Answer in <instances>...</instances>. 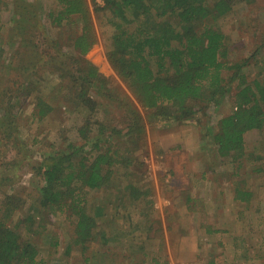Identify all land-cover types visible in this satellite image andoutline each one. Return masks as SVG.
Wrapping results in <instances>:
<instances>
[{
	"label": "rangeland",
	"instance_id": "obj_1",
	"mask_svg": "<svg viewBox=\"0 0 264 264\" xmlns=\"http://www.w3.org/2000/svg\"><path fill=\"white\" fill-rule=\"evenodd\" d=\"M25 1L44 14V21L33 25L29 15L25 27L12 21L16 11L24 12L20 4ZM94 1L89 0L99 37L96 52L105 58L115 30L105 1ZM57 4V0H0V108H9L14 121L5 122L0 109V144L9 135V140L13 137L21 143L23 154H16L14 147L1 153L0 160L3 156L15 159L0 168V202L4 192L23 198L13 220H23L25 236L32 225L28 220L32 208H41L33 226L38 231L33 240L40 247V264H156L158 258L169 264H264V128L246 134L244 151L236 159L222 157L213 136L220 119L235 107L237 84L226 98L220 96L219 103H200L187 118L174 113L156 116L144 110L127 85L102 63L100 72L107 85L98 89L88 84L92 85L88 93L97 95L107 112L100 108L91 116L88 107L71 100L72 90L66 83L63 90L51 92L58 83L51 73L63 68L58 54L69 52L83 28L77 16L64 26H53L47 14ZM218 26L227 36L230 60L264 53V0L236 1ZM20 45L21 54L16 52ZM67 67L71 70L73 65ZM153 67L158 71L155 63ZM14 68L23 69L22 82L33 83L31 96L17 78L13 80ZM245 71L249 80L258 74L255 65ZM13 89L23 93L15 95ZM39 96L51 98L56 106L43 120L33 117ZM132 105L143 115L147 132L140 143H131L138 147L135 153H125L133 162L128 167L119 165L111 185L89 193L88 209L97 220L93 241L88 248L68 249L75 237L74 218L40 203L45 183L40 166L48 157L50 161L67 155L78 161L84 156L81 147L88 140L79 128L89 119H93V135L102 123L125 133L122 129L129 123L126 118ZM202 173L207 174L205 182L200 181ZM130 184L137 188L130 189Z\"/></svg>",
	"mask_w": 264,
	"mask_h": 264
},
{
	"label": "trees",
	"instance_id": "obj_2",
	"mask_svg": "<svg viewBox=\"0 0 264 264\" xmlns=\"http://www.w3.org/2000/svg\"><path fill=\"white\" fill-rule=\"evenodd\" d=\"M57 1L58 6L47 14L51 24L61 27L77 16L82 20L83 28L69 52L60 51L58 54L63 68L51 73L58 77V83L51 90L53 94L63 90L66 83L72 90L71 100L80 101L94 116L105 105L88 90L92 85L98 89L107 85V79L100 72L104 63L105 70L116 73L144 110L154 111L156 116L174 113L187 118L196 112L200 103H219L221 97L226 98L230 94L236 83L235 107L220 119L213 134L220 155L238 158L244 151L246 134L264 128V53L252 52L246 59L230 60L227 36L218 26L220 18L231 12L238 0H216L213 4L209 0H104L111 12L108 21L115 30L105 58L96 52L99 37L89 0ZM23 3L20 5L24 12L14 13V23L25 27L28 15L33 25L44 21V14L37 12L33 3ZM38 44L34 51L37 55L40 54ZM21 51L20 45L16 52L21 54ZM251 57H255V62H251ZM67 65H73V68L70 70ZM252 65L257 67L258 74L249 80L245 69ZM22 71L14 68L13 80L17 78L27 95L31 96L33 83L22 82ZM23 89H13V92L15 95L22 94ZM34 105L33 117L38 120L47 118L56 107L46 96L36 97ZM0 109L4 110L5 122L13 124L10 109ZM129 116L126 118L129 122L126 129H122L125 133L119 128L109 130L102 123L97 135H93V119H89L79 128L80 135L88 140L87 144L90 143L88 150L87 144L81 147L84 156L78 161L73 159L74 156L67 155L55 156L50 161L48 157L40 166L45 179L40 203L45 208L54 207L60 213H70L74 218L75 237L68 249L73 246L88 248L93 241L97 220L88 209L89 193L111 185L119 165L128 167L133 162L125 153H135L138 147L131 143H140L147 132L144 117L134 105ZM104 132L107 136L103 138ZM8 137L5 136V143L0 144V156L10 147H14L16 154H22L21 143L13 137L10 141ZM14 159L3 156L0 168ZM126 159L128 163L124 165ZM129 188L134 190L137 187L130 184ZM1 196L0 264H40V247L33 240L38 231L33 230V226L41 208H32L33 216H28L32 225L26 231L29 236H25L21 230L23 220H13L15 211L22 207L23 198L8 192ZM53 244L57 247L59 242ZM158 260H155L156 264H169Z\"/></svg>",
	"mask_w": 264,
	"mask_h": 264
},
{
	"label": "crops",
	"instance_id": "obj_3",
	"mask_svg": "<svg viewBox=\"0 0 264 264\" xmlns=\"http://www.w3.org/2000/svg\"><path fill=\"white\" fill-rule=\"evenodd\" d=\"M208 174H209V173H208ZM206 175H207V174H206ZM206 175H203V173H202V176H201V179H200L201 182H205V181H207V179L205 178ZM210 178H212V175H210Z\"/></svg>",
	"mask_w": 264,
	"mask_h": 264
}]
</instances>
